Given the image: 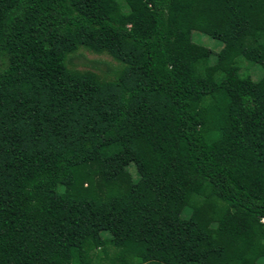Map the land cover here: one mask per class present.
I'll return each instance as SVG.
<instances>
[{
  "label": "trees",
  "instance_id": "1",
  "mask_svg": "<svg viewBox=\"0 0 264 264\" xmlns=\"http://www.w3.org/2000/svg\"><path fill=\"white\" fill-rule=\"evenodd\" d=\"M263 258L264 0H0V264Z\"/></svg>",
  "mask_w": 264,
  "mask_h": 264
},
{
  "label": "rangeland",
  "instance_id": "2",
  "mask_svg": "<svg viewBox=\"0 0 264 264\" xmlns=\"http://www.w3.org/2000/svg\"><path fill=\"white\" fill-rule=\"evenodd\" d=\"M192 41L196 44H199L207 48L213 54L220 48V42L214 41L211 38L207 37L199 31H194L191 33ZM212 55H209L208 61L211 62ZM67 66L77 69V70H91L94 71L99 76L104 78L110 77L109 69L115 68L118 64L116 61L111 59L105 53H92L85 50H78L74 56H71L68 61H66ZM240 74H247L252 80H259L262 76V70L257 65H244L240 64ZM127 170L130 173L133 179L136 178V173L133 169V166L128 165ZM109 252L112 251L109 248ZM257 264H264V258L259 260Z\"/></svg>",
  "mask_w": 264,
  "mask_h": 264
}]
</instances>
